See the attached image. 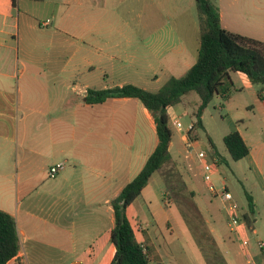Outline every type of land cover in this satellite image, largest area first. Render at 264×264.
<instances>
[{
	"label": "crops",
	"instance_id": "obj_1",
	"mask_svg": "<svg viewBox=\"0 0 264 264\" xmlns=\"http://www.w3.org/2000/svg\"><path fill=\"white\" fill-rule=\"evenodd\" d=\"M168 2L0 0V210L14 217L19 238V251L7 264H110L115 253L110 240L114 225L111 201L139 173L158 140L154 119L138 99L109 98L89 104L85 96L88 89L125 84L155 92L195 63L199 25L187 17L186 7L164 16L161 5ZM258 2L252 3L260 14ZM145 3L156 8L142 13L139 9ZM215 3L222 22V6ZM143 16L146 28L141 34L135 29L137 23L131 27L125 22L127 29L118 25L122 19L137 21ZM158 24L162 25L155 27ZM41 35L48 36V43L43 44ZM252 38L264 42L263 34ZM44 48L53 52L47 60L42 59ZM46 71L50 76L43 84ZM230 77L235 92L246 86L262 108L264 86L255 90L241 72H231ZM175 105L167 109L168 115ZM261 114L264 117V111ZM194 122L195 116L190 123ZM236 130L250 156L243 132L240 127ZM188 137L180 131L182 145ZM211 141V152L223 158ZM172 145L171 136L170 156ZM189 158L184 182L194 198L198 175L192 165L199 168L203 179L202 161ZM56 163L64 167L50 177L48 170ZM254 163L262 173L264 160ZM156 172L134 202L139 198L146 202L144 196L151 194L150 182ZM251 198L255 221L257 203ZM129 207L127 216L149 264L155 259L165 264L154 224L150 231L149 224L134 223ZM79 213L90 218L77 223ZM254 221L251 229L243 222L241 226L254 231ZM167 256L178 264L175 255ZM243 257L251 264L253 247H244ZM243 257L229 256L226 264H243Z\"/></svg>",
	"mask_w": 264,
	"mask_h": 264
},
{
	"label": "rangeland",
	"instance_id": "obj_2",
	"mask_svg": "<svg viewBox=\"0 0 264 264\" xmlns=\"http://www.w3.org/2000/svg\"><path fill=\"white\" fill-rule=\"evenodd\" d=\"M212 1L215 2V0ZM216 1L221 4L223 10L221 23L231 32L251 36V38L263 34L264 38V0L258 2L260 14H257L254 8L252 3L254 0H248V4L242 3L246 0ZM161 7L164 9L162 13L164 16L186 7L189 9L187 17H192L198 23L195 0H183L177 3L169 0ZM151 8L155 9L156 6L145 3L141 5L139 11L147 13ZM130 21L122 19L121 24L118 25L127 29L125 22L131 27L137 23L135 29L139 34L146 28L144 16L137 21ZM162 22L165 23L166 20ZM161 25L158 24L155 27ZM41 38L43 44L48 43V36L41 35ZM52 53L51 49L47 51L44 48L41 52L42 59L47 60ZM61 58L59 54L58 59ZM49 76L47 71L43 74V84H47L46 77ZM237 84L242 86L240 81H237ZM253 87L257 90L261 85L253 84ZM198 101V95L191 91L182 98L179 104L169 110V125L173 141L171 157L177 164L170 160L162 166L159 173L156 172L150 182L151 194L144 196L146 202H142L139 198L130 205L128 214L133 218L134 223L140 221L141 224H149L150 231L154 224L153 230L158 232L157 235L161 242L158 251L160 256L164 257L165 264L175 263L168 259L167 254L175 255L178 264H226L229 256L243 257L244 247L254 249V257L250 259L251 264H261L264 261V251L257 247L256 241L260 239L264 242V171L258 172L254 162L264 160V117L261 114L264 111L262 110L264 104L261 108L246 86L241 92H232L228 98H213L202 113L205 129L197 128L196 132L191 133V139H196L192 141L193 147L189 152L179 141V133L182 130L175 127L174 120L182 124L185 132L194 119L193 111ZM236 127H240L243 132L251 148V155L234 161L225 151L222 136L235 130ZM209 139L213 140L217 150L223 156L218 166L214 167L213 181L216 187L220 188L223 185L228 187L241 214L247 211L246 193L256 200L254 231L246 230L242 226H240L238 236L229 231L227 212L224 209L226 202L220 197L211 195L207 183L198 174L199 168L192 165L198 175L197 196L193 198L188 185H185L184 173L189 165V157H197L200 149L210 153L212 147ZM160 173L161 180H158ZM87 218L90 217L86 213H79L76 221L78 223L79 219L86 220ZM165 220H168L167 224ZM244 240L248 242L246 246L242 244ZM242 259L244 260L242 263L246 264V258ZM150 264H157V260H152Z\"/></svg>",
	"mask_w": 264,
	"mask_h": 264
},
{
	"label": "trees",
	"instance_id": "obj_3",
	"mask_svg": "<svg viewBox=\"0 0 264 264\" xmlns=\"http://www.w3.org/2000/svg\"><path fill=\"white\" fill-rule=\"evenodd\" d=\"M40 1V0H35ZM199 25V49L195 63L179 77H170L157 91L152 92L133 84L106 89H88L85 101L101 103L109 98H136L152 115L155 122L157 144L139 173L128 182L112 199L114 225L110 240L115 247L110 264H149L148 256L135 237L127 208L140 195L152 174L170 161L169 143L172 131L167 109L194 91L200 100L194 113L193 130L202 128L203 110L215 96L228 98L237 90L231 80V72H241L252 84L264 86V42L233 33L221 25L219 8L212 0H195ZM258 96L261 97L260 90ZM192 132V131H191ZM189 132V136L191 135ZM223 144L234 161L249 154V147L238 130H231L223 136ZM212 148L214 145L209 139ZM219 159L222 158L213 151ZM228 190V187L226 186ZM247 211L241 214V221L252 228L253 202L249 194ZM19 251V238L13 216L0 210V264H7Z\"/></svg>",
	"mask_w": 264,
	"mask_h": 264
},
{
	"label": "built area",
	"instance_id": "obj_4",
	"mask_svg": "<svg viewBox=\"0 0 264 264\" xmlns=\"http://www.w3.org/2000/svg\"><path fill=\"white\" fill-rule=\"evenodd\" d=\"M174 125L178 130H182V133L189 134L193 130V123H190L186 129L183 131L182 124L178 120H174ZM186 149L190 152L193 147L192 140L188 137L185 142ZM197 157L202 161V177L203 181L207 183L208 191L213 197H220L226 202L224 207L227 212V224L229 231L238 236L240 233L241 226V213L239 212V207L234 201L233 195L229 190L226 189V185L218 188L213 181L214 167L218 166L219 159L213 152L206 153L202 149L198 150ZM64 163H56L52 165L48 170V175L54 177L61 169H63ZM243 246L248 244L247 240L242 242ZM257 247L264 251V242L260 239L256 241ZM264 264V263H263Z\"/></svg>",
	"mask_w": 264,
	"mask_h": 264
}]
</instances>
